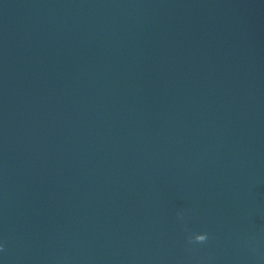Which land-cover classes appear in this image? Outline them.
I'll return each instance as SVG.
<instances>
[{
    "label": "water",
    "instance_id": "obj_1",
    "mask_svg": "<svg viewBox=\"0 0 264 264\" xmlns=\"http://www.w3.org/2000/svg\"><path fill=\"white\" fill-rule=\"evenodd\" d=\"M0 245L264 264V0H0Z\"/></svg>",
    "mask_w": 264,
    "mask_h": 264
},
{
    "label": "clouds",
    "instance_id": "obj_2",
    "mask_svg": "<svg viewBox=\"0 0 264 264\" xmlns=\"http://www.w3.org/2000/svg\"><path fill=\"white\" fill-rule=\"evenodd\" d=\"M177 219L183 222V214L177 213ZM187 231V229H185ZM188 245H205L209 241V234L207 232L191 233L186 237ZM3 245H0V251H3Z\"/></svg>",
    "mask_w": 264,
    "mask_h": 264
}]
</instances>
